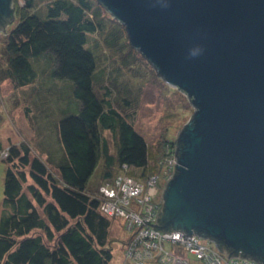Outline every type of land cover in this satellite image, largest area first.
Returning a JSON list of instances; mask_svg holds the SVG:
<instances>
[{
    "label": "trees",
    "instance_id": "trees-1",
    "mask_svg": "<svg viewBox=\"0 0 264 264\" xmlns=\"http://www.w3.org/2000/svg\"><path fill=\"white\" fill-rule=\"evenodd\" d=\"M23 1L14 0L0 29V80L20 87L32 84L38 72H45L51 84L65 86L71 101L55 107L50 133L45 112L38 105L33 118L43 133L39 153L26 139L9 142L4 148L0 137V159L4 154L6 165L0 264H108L112 259L111 226L118 217L100 209L107 199L100 187L118 174L139 182L163 174L186 123L176 135H168L165 126L155 143H148L136 128L137 97L145 92L133 87L146 74L133 53L141 54L130 45L124 27L97 0ZM141 59L163 89H173L184 113L193 112L186 94L168 85ZM159 92L163 100L168 97L161 89ZM40 120L44 126L39 125ZM104 130L116 139L115 155L108 149ZM101 160L100 179L90 186ZM155 228L179 230L160 228L159 219ZM201 237L216 246L219 256L229 252L221 248L220 241ZM127 245L123 241V248ZM183 254L189 258L188 264H202L194 254ZM125 257L136 264L133 257ZM147 263L166 264L158 259L143 261Z\"/></svg>",
    "mask_w": 264,
    "mask_h": 264
},
{
    "label": "water",
    "instance_id": "water-1",
    "mask_svg": "<svg viewBox=\"0 0 264 264\" xmlns=\"http://www.w3.org/2000/svg\"><path fill=\"white\" fill-rule=\"evenodd\" d=\"M97 1L194 108L178 133L160 228L264 263V0ZM10 6L0 0V28Z\"/></svg>",
    "mask_w": 264,
    "mask_h": 264
},
{
    "label": "rangeland",
    "instance_id": "rangeland-1",
    "mask_svg": "<svg viewBox=\"0 0 264 264\" xmlns=\"http://www.w3.org/2000/svg\"><path fill=\"white\" fill-rule=\"evenodd\" d=\"M13 2L14 0H12L11 4H13ZM18 2L19 4H23L24 1L18 0ZM118 23L121 24L120 22ZM13 25L14 23L9 24L7 29ZM133 56L136 58L135 62L140 65V68L146 74V78H140L136 80V83L133 87L134 91H140L142 89L144 90L143 92H145V94L140 96V98L137 97L139 105L135 107L136 110L134 112V124L136 128L144 136L148 143L157 142L162 129L165 126L168 128L166 130L168 131V135H176L177 130L187 123L192 112L189 111L184 113V109L179 106L181 105L180 100L178 99V96L174 94L173 89H163L160 81L152 74V70L146 66L145 60L141 59L143 57L141 55V57L138 56L137 53H133ZM172 88L178 89L176 87ZM160 89L162 92H165L168 95V97H165V100H163V97L159 92ZM70 99L71 96L69 95V92L65 86L59 84L57 85L56 82L51 84L45 75V72H38L32 84L20 87L12 85V83H10L8 80H0V137L4 148L7 147L9 142L19 143L26 139L27 142L35 149V151L39 153L41 149L40 143L42 142L41 138L43 133L42 129H38V125L36 124L33 115L39 111L38 107L41 106L47 117L45 125H48L47 129L49 130L48 133H50V120L52 118V113L54 114V112L57 111L55 110V107L67 105V103L71 101ZM40 124L44 126V123L41 122V120L39 125ZM103 135L106 139L109 151L112 153V155H115V137L108 130H104ZM51 141L54 142V138H51ZM3 155L4 154L1 156L2 159H0V214L2 210L3 181L6 166L5 162L3 161ZM43 158L45 159L46 157L43 156ZM103 169L104 165L101 160L90 177V186H95L98 183ZM163 189L161 188L162 192ZM158 193H155L154 196V199L156 200H158ZM133 200L134 199H131L130 202ZM100 209L103 210L101 204ZM127 215L128 214L126 213H117L116 217L118 218L114 220L111 226L110 235L113 237L112 259L108 264H134L132 260L125 257L126 249L123 248V241H127L129 244V241L132 239L133 235H136V233H139L140 231L136 226V229L133 230V233H131V231L126 228L127 222L129 223L132 220L131 216ZM170 241L172 242L173 240ZM181 250L182 254L185 250ZM246 257L252 258L250 256ZM257 261L260 264H263L260 260ZM136 264L139 263L136 262ZM166 264L176 263L173 262V260H170V262H167Z\"/></svg>",
    "mask_w": 264,
    "mask_h": 264
},
{
    "label": "built area",
    "instance_id": "built-area-1",
    "mask_svg": "<svg viewBox=\"0 0 264 264\" xmlns=\"http://www.w3.org/2000/svg\"><path fill=\"white\" fill-rule=\"evenodd\" d=\"M175 163L176 154H173L168 160V169L166 168L160 176L152 175L145 182H139L126 175L118 174L110 181L111 183L100 187V191L107 198L101 203L105 213L109 215L126 213L132 218L129 223L127 222L126 228L131 232L136 229L135 226L139 228L140 232L134 234L129 241L125 255L133 257L139 264H143V261L147 259H158L162 263L173 260L176 264H188L189 258L181 254V249H184L186 254H194L202 260V264H221V262L223 264L229 262L231 264H260L255 259L241 255L234 256L225 251L224 255L219 256L220 251L216 249V246L211 247V243L205 241L197 233L192 232L188 235L180 230L160 231L154 228L157 213L162 210L161 188L165 187L175 173ZM155 193H158V200L154 199ZM131 199L134 200L130 202ZM164 243H168L170 248H165Z\"/></svg>",
    "mask_w": 264,
    "mask_h": 264
},
{
    "label": "bare ground",
    "instance_id": "bare-ground-1",
    "mask_svg": "<svg viewBox=\"0 0 264 264\" xmlns=\"http://www.w3.org/2000/svg\"><path fill=\"white\" fill-rule=\"evenodd\" d=\"M131 233H133V232H131ZM127 242V241H126Z\"/></svg>",
    "mask_w": 264,
    "mask_h": 264
}]
</instances>
